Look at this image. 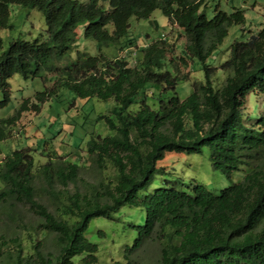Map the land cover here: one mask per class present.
<instances>
[{
    "label": "trees",
    "instance_id": "obj_1",
    "mask_svg": "<svg viewBox=\"0 0 264 264\" xmlns=\"http://www.w3.org/2000/svg\"><path fill=\"white\" fill-rule=\"evenodd\" d=\"M205 1L0 0V31L13 28L10 7L17 4L39 11L48 35L44 41L13 39L5 50L0 36V110L11 102L14 76L53 82L22 101L13 115L0 118V142L13 137L24 113H40L62 90L116 103L99 116L111 134H93L82 142L96 179L83 180L81 157L72 160L56 150L39 165L30 147L5 155L0 162V264H97L99 247L85 236L90 221L112 219L125 206L143 209L146 219L143 226H131L137 237L126 246L124 262L115 264H133V255L156 237L162 240L157 264H264V160L253 164L264 153V114L248 125L243 111L251 92L264 94V26L248 40L233 42L229 59L220 66L227 77L216 88L219 68L207 60L246 17L242 9H217L208 18ZM158 9L187 38L179 60L198 59L203 66L204 82L196 83L185 100L177 86L190 76L169 69L177 57L168 59L170 45L163 36L142 47L132 39L122 42L132 18L150 19ZM82 24L85 38L96 42L100 52L71 61ZM112 45L118 47L117 56L102 52ZM133 48L134 54L123 55ZM66 58L67 64H58ZM82 144L74 148L80 151ZM204 147L210 149L213 168L228 178L245 165L244 180L218 195L197 183L191 193L175 184L144 193L164 172L157 163L166 153L195 154ZM18 206L36 217L28 240L20 233L28 226ZM49 239L52 251L47 250Z\"/></svg>",
    "mask_w": 264,
    "mask_h": 264
},
{
    "label": "rangeland",
    "instance_id": "obj_2",
    "mask_svg": "<svg viewBox=\"0 0 264 264\" xmlns=\"http://www.w3.org/2000/svg\"><path fill=\"white\" fill-rule=\"evenodd\" d=\"M217 9L227 13L233 12L234 9H242L245 11L246 17L243 26L234 25L229 29L228 36L207 60L208 65L219 68L214 75V84L216 88H221L227 75L220 69V66L229 59L233 42L237 39L248 40L252 34H257L264 26V0H206L205 5L202 7L208 18H212ZM10 10V22L13 28L0 31L4 50L7 49L11 40L16 38L30 41L34 39L44 41L47 39V25L39 11L17 4L11 5ZM130 23L128 38L123 39L122 42L132 39L142 47L163 36V39L170 45L168 59L177 57V62L174 69L171 66L169 69L180 77L186 74L190 76L189 79H180L178 82L177 93L182 100H185L193 92L196 83L204 82L203 66L198 59L191 61L186 58V64L179 60L182 55L184 56L183 51L187 38L179 27L170 24L169 18L163 15L161 10H155L150 19L137 20L132 18ZM84 26L82 24L78 28V46L68 57L71 58V61H75L79 54L96 55L100 52L96 42L85 38ZM242 28H244V31H242ZM135 50V48L130 49L128 52H124L123 55H132ZM102 52L109 56L119 54L118 47L115 45L103 47ZM68 58L58 64H67ZM49 77L51 75L47 76V80ZM10 85L11 102L8 107L0 110V118L13 115L22 101L34 97L37 92L43 91L46 86H53V82H44L40 78L27 80L16 75L10 80ZM148 87L153 88L151 85ZM168 94L170 96L174 92L169 91ZM150 103L153 104V100L150 99ZM115 106L116 103L113 99L108 101L86 100L77 97L69 90H62L57 98L51 99L42 106L40 113L30 111L23 114L22 119L14 129L13 137L0 142V150L3 151V153H0V162L5 155L11 154L13 150L30 147L33 150L36 164L39 165L48 160L47 155L49 152L56 150L72 160H79L81 157V164L86 165V168L82 169L83 180L96 179L98 173L95 169L89 168L86 147L82 142L84 140L86 142L93 134H100L101 136L111 134L105 121L100 120L99 116L112 111ZM136 108L137 105L132 107L133 110ZM243 111L246 114V124H253L257 118L264 114V94L251 92L247 96ZM19 132H21V135ZM80 144L84 146L82 150L78 151L74 147ZM259 159L258 162L253 164L261 163L264 160V153L260 155ZM157 166L164 169V172L156 175L153 184L148 191L144 192L145 194L153 193L157 188L170 187L174 184L178 190L191 193L193 186L197 183L218 195L223 189L242 182L248 172L247 167L244 165L230 178L226 177L221 171L213 168L208 147H204L201 153L195 154L168 152L163 159L158 161ZM167 181L168 183H166ZM3 188L4 184L0 180V189ZM16 211L20 215L19 218L23 220L22 224L28 226L20 231L23 238L28 240V228L36 221V217L22 206L16 207ZM145 219L146 213L143 209L128 206L115 213L112 219L105 217L93 218L85 232V236L99 247L97 264L124 262L125 248L132 245L138 233L131 226H143ZM11 227L17 229L15 225ZM101 232L104 235H101ZM41 236V234L36 236V239H41ZM161 243L162 240L157 237L145 243L133 255V264H157L160 258ZM47 244L49 246L47 250L52 251L55 249L52 239H49Z\"/></svg>",
    "mask_w": 264,
    "mask_h": 264
}]
</instances>
